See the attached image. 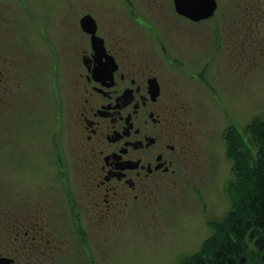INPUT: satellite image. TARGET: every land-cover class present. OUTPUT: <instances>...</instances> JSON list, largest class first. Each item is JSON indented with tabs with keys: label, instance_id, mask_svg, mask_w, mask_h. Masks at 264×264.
<instances>
[{
	"label": "flooded vegetation",
	"instance_id": "1",
	"mask_svg": "<svg viewBox=\"0 0 264 264\" xmlns=\"http://www.w3.org/2000/svg\"><path fill=\"white\" fill-rule=\"evenodd\" d=\"M214 1V16L204 20L177 12L176 0H112L107 10L113 15L97 19L93 15L99 9L98 1H83L85 16L80 28L84 38L74 61L79 69L73 86L70 45L58 60L63 66L59 95L65 99L62 107L60 98L61 122L65 126L68 122L69 132L73 126L78 144L74 150L82 154L80 168L76 162L81 169L79 181L73 188L70 146L68 153L58 156L56 150L62 147L53 146L51 162L57 164V158L59 166L47 180L41 177L35 195L12 209L5 208L7 200L3 203L0 264H88L91 239L101 236L113 214L133 203L150 201L164 183L184 176L190 150L187 108L180 102L182 88L201 80L202 87L211 83L213 89L209 70L216 50L212 48L210 54L208 49L198 60L199 70L193 72L186 54H179L178 49L188 38L205 33L200 26L213 22L222 2L230 0ZM152 7L163 12L153 14ZM88 17L95 22L94 35L82 27ZM17 31L0 27V124L12 107L13 94L19 101L24 90L31 88L27 80L31 76L24 81V50L28 47ZM35 51L38 66L39 50ZM48 55L42 70L45 83L35 84L39 91L43 89V96L48 84L49 92L55 88L56 52ZM37 66L33 74L41 73ZM53 97L49 96L48 103L55 109Z\"/></svg>",
	"mask_w": 264,
	"mask_h": 264
},
{
	"label": "rangeland",
	"instance_id": "2",
	"mask_svg": "<svg viewBox=\"0 0 264 264\" xmlns=\"http://www.w3.org/2000/svg\"><path fill=\"white\" fill-rule=\"evenodd\" d=\"M83 1L4 0L0 4V13L4 12L0 27L22 33L28 47L24 50V81L31 76L27 79L31 88L24 90L19 101L13 94L12 107L0 124V219L6 200L8 209L22 205L25 198L35 195L36 186L43 181L41 177L47 180V175L58 168L59 159L57 164L51 162L53 146L62 147L56 150L57 156L68 153L70 146L72 187H77L82 154L74 150L78 144L73 126L69 132L68 122L66 126L61 122V101L63 107L65 99L59 95L63 66L58 60L60 54L63 59L64 49L70 45L73 86L79 69L74 61L78 60L84 38L80 28L85 16ZM93 1L99 3V9H94L95 18L113 15L112 10H107L112 0ZM152 9L153 14L163 12L162 8ZM217 14L213 22L200 26L205 33L188 38L178 49L179 54H186L193 72L199 70L198 60L205 57L208 49L210 54L212 48L216 50L209 70L213 89L209 87L211 83L202 87L200 80L189 82L193 86L181 90L180 102L187 108L188 169L183 177L155 190L149 202L133 203L113 214L101 236L92 237L88 264H190L233 209L230 184L235 176L229 139L235 135L240 156L255 162L259 149L252 142V126L264 121V0L225 1ZM35 48L40 55L38 66ZM52 51L56 52V74L52 76L55 88L49 92L48 84L43 96V89L39 91L36 85L45 83L42 70ZM36 66L40 74H33ZM53 95L55 109L48 103L49 96L54 100ZM64 112L69 121L67 110Z\"/></svg>",
	"mask_w": 264,
	"mask_h": 264
},
{
	"label": "trees",
	"instance_id": "3",
	"mask_svg": "<svg viewBox=\"0 0 264 264\" xmlns=\"http://www.w3.org/2000/svg\"><path fill=\"white\" fill-rule=\"evenodd\" d=\"M252 127L258 157L251 163V159L240 156L237 137L229 139L235 176L230 184L233 209L190 264H264V121Z\"/></svg>",
	"mask_w": 264,
	"mask_h": 264
},
{
	"label": "water",
	"instance_id": "4",
	"mask_svg": "<svg viewBox=\"0 0 264 264\" xmlns=\"http://www.w3.org/2000/svg\"><path fill=\"white\" fill-rule=\"evenodd\" d=\"M177 12L193 20H204L214 16L217 5L214 0H176ZM82 27L95 34V22L88 17L82 21Z\"/></svg>",
	"mask_w": 264,
	"mask_h": 264
}]
</instances>
